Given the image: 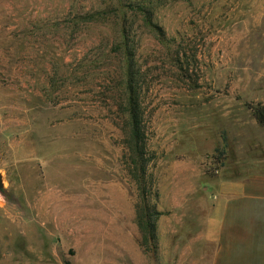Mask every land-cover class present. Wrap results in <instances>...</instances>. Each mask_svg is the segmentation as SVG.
Returning a JSON list of instances; mask_svg holds the SVG:
<instances>
[{
  "label": "rangeland",
  "instance_id": "1",
  "mask_svg": "<svg viewBox=\"0 0 264 264\" xmlns=\"http://www.w3.org/2000/svg\"><path fill=\"white\" fill-rule=\"evenodd\" d=\"M131 80L156 255L127 165ZM259 103L264 0H0V264H211L207 192L263 157Z\"/></svg>",
  "mask_w": 264,
  "mask_h": 264
},
{
  "label": "crops",
  "instance_id": "2",
  "mask_svg": "<svg viewBox=\"0 0 264 264\" xmlns=\"http://www.w3.org/2000/svg\"><path fill=\"white\" fill-rule=\"evenodd\" d=\"M206 198L211 264H264V155L248 175L219 179Z\"/></svg>",
  "mask_w": 264,
  "mask_h": 264
},
{
  "label": "trees",
  "instance_id": "3",
  "mask_svg": "<svg viewBox=\"0 0 264 264\" xmlns=\"http://www.w3.org/2000/svg\"><path fill=\"white\" fill-rule=\"evenodd\" d=\"M142 12L146 14L145 9ZM145 17L148 24L152 25L150 18L147 15ZM152 27L163 35L157 26ZM128 89L129 119L125 144L128 151V171L139 192V202L136 205V223L141 235L140 246L146 252L156 255L159 247L156 226L163 213L157 209V205L153 204L150 199L154 188L149 175L153 156L148 148V136L143 124L144 112L132 80L128 85ZM250 109L257 123L264 127V104L251 105Z\"/></svg>",
  "mask_w": 264,
  "mask_h": 264
},
{
  "label": "water",
  "instance_id": "4",
  "mask_svg": "<svg viewBox=\"0 0 264 264\" xmlns=\"http://www.w3.org/2000/svg\"><path fill=\"white\" fill-rule=\"evenodd\" d=\"M5 188L4 176L0 174V192Z\"/></svg>",
  "mask_w": 264,
  "mask_h": 264
}]
</instances>
